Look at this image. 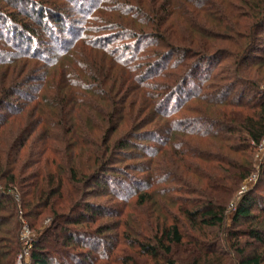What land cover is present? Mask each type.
Here are the masks:
<instances>
[{
	"label": "trees",
	"instance_id": "trees-1",
	"mask_svg": "<svg viewBox=\"0 0 264 264\" xmlns=\"http://www.w3.org/2000/svg\"><path fill=\"white\" fill-rule=\"evenodd\" d=\"M16 1L22 2L19 9H16ZM81 1L75 2L77 12L82 13L80 17L89 18L92 10L89 12V9H84ZM207 1L194 0L193 3H189V0H180L183 3L179 5L173 0H124L123 3L115 1L114 6L122 14L130 16L132 25H141L148 28V31L134 32L129 24L124 29L125 25L112 20L113 33L95 38H87L86 33L85 36L79 37L80 31L75 30L74 26L75 16L78 15L76 9L69 15L60 9L45 8L35 0H7L6 8L12 10L9 13L0 10V24L7 26L6 39L14 46V50H19L18 53H11L12 56L6 53L10 59L0 62V65L22 58L40 59L54 65L60 62L59 69L54 74L45 73L39 80L40 84L32 87L39 97L36 95L27 99L22 91H15L17 85L10 89L6 81L0 90V111L6 112V115H0L2 130L0 136L3 131L5 135L12 136V130L7 131V127L17 126L18 134L21 135L19 144L21 149L31 135L37 132L33 143L34 147L40 148L41 151L39 158L25 162V169L21 167L17 173L14 164L20 150H17L13 158L10 157L11 154L4 158L0 151V186L2 183L4 188L11 186L10 188H16L20 192V202L26 218L39 216L42 211L51 218L48 228L37 231L38 238L33 242L30 252V264L72 262L78 264L77 260L80 264L90 260L88 264L92 263L89 253L76 255V252L61 250L60 246L68 248L75 244L81 246L76 249L90 248L93 253L97 252L98 247H87L92 236L84 233L82 228L79 230L84 220L90 221L98 215L91 204L84 202L83 189L92 186L99 188L98 184H102V188H109L108 183L111 179L107 178V174L115 170L114 153L135 148H138L136 151L141 154L140 157L148 156V163L142 167L141 172L149 171L147 179L132 182L140 190L133 195L137 205L141 207L150 205L154 209L152 215L156 210V214L162 213L160 203L149 199L147 192L155 191L159 184L171 183L172 189H161V197H165L166 192H174L177 197L171 198L178 207L177 215L169 214L162 218L157 216L155 226L152 227L150 224L144 229L149 231V234L143 237L142 241L138 239L132 241L135 247L134 254L146 258L153 264H206L208 257L213 254L214 246L205 241V232L211 228H220L224 224L228 201L239 184L253 170L251 151L264 138V91L259 85L264 84V77L254 81L248 77L244 69L255 59L258 60L255 64L259 67L258 71L264 68V54L255 57L259 52L257 36L264 32V0H258V5L252 9V20L238 25L239 32L243 33V43L237 44L236 51H230L214 42L204 41L209 31L198 27L197 22L199 14L204 17L208 15L205 13L206 10L209 11L206 6H214L211 2L206 3ZM185 3L189 4L192 10H186ZM96 6L97 15L100 16L103 7ZM174 14L178 15L182 22H186L184 23L186 29L180 35L168 27H162L166 18ZM20 16L34 25L38 24L39 27L41 25L43 32L40 34L33 31L31 27L18 20ZM114 17L112 15V19ZM97 21L95 16L91 18L90 23ZM109 21L110 18L107 17L104 23L108 24ZM193 21H196V25L191 28ZM230 25H219V29L231 32ZM110 27L111 25L107 29ZM93 30L99 33L104 31L100 27ZM46 34L48 36L46 47L48 44L54 46L52 51L50 49L52 55L50 59L42 44L37 41V37L42 39ZM119 40H130L135 43V51L129 58L123 57L130 49L129 46L124 47L126 52L122 56L117 55L115 49H108L109 43ZM219 40L221 39H216L218 42ZM225 40L227 42L229 39ZM144 42H151L163 50L147 54L141 58L145 63L135 64L139 46ZM3 45H0V58L5 52L1 47H9L6 43ZM26 51L28 53L25 54ZM181 57H187L191 61L187 62ZM96 58L104 64L96 62ZM107 58L110 61L108 64ZM173 59L177 61L170 64ZM224 59L231 62L220 66L221 69L213 76L211 84L205 85L210 79L207 75L201 77L204 79L198 87V92L187 89L205 62L218 61L219 64ZM114 66L125 69L131 82H135L139 90L154 75L161 77L160 75H163L161 72L168 67L172 71L167 76V85L154 87V93L148 98L149 107L155 102L153 104L155 112L150 109L149 113H145L144 108L143 111L137 112L130 110L127 115L119 107L113 113L91 109L102 115L101 121L99 125L90 126L89 131L85 132L80 122L85 112L83 105H92L86 97H94V102L105 103L111 107L112 103H115L112 93L119 95V90L116 91L115 86L117 80H114V74L112 75ZM206 68L208 70L210 64H207ZM47 74L50 75L48 79ZM198 79L200 80V78L195 80ZM203 86L206 87L204 91ZM206 89L209 91L206 92ZM248 92H254L255 95L248 98ZM18 94L25 99L21 106L11 102ZM184 95L205 103V114L200 118L195 117L196 119H172L166 108L170 102L181 100ZM120 100L123 104L126 97L123 96ZM140 112L144 115L153 114V118H159L160 121L163 119L165 123L149 127L147 124L152 123L151 119L146 118V122L144 119L138 121ZM7 115L12 117L8 118ZM124 116H128V119H124ZM123 120L128 124L126 134L129 139L125 140L122 137L112 147L111 136ZM178 133L191 136L194 141H184L180 145L170 147L173 148L169 156L171 164L166 165L170 172L160 176L157 173L159 171L151 170L150 159L156 158L160 152L158 156L161 157L164 153L162 148L167 146L168 138ZM164 136H167L165 141L161 140ZM4 138L0 137V144ZM132 140H140L142 142L140 144L149 145L139 147ZM54 143L63 145V149L55 148ZM45 153L47 157L43 159ZM81 155L84 157L86 155L85 162L81 161ZM140 157L139 159L143 161V157ZM192 160L198 164L192 163ZM34 165L38 168L25 176L26 170ZM7 191L10 192V189ZM257 200L252 191L244 195L236 206L233 221L234 224L248 221L244 230L246 236L256 246L264 248V223L256 221L259 215L264 216V205L260 206ZM254 209L258 213L257 216L252 215ZM17 212L14 199L2 188L0 264H15V256L21 248L18 219L14 221L11 229L7 227L12 224L14 216L17 218ZM146 217L148 219L150 216ZM192 231L198 237H190L188 233ZM237 238L235 235L234 240ZM59 239H62L61 244ZM235 242L238 244V241ZM174 247L181 248L185 256H177L172 249ZM262 257L261 253H255L241 259L239 264H262ZM122 264L136 263L131 257ZM217 264H222V261L219 259Z\"/></svg>",
	"mask_w": 264,
	"mask_h": 264
},
{
	"label": "rangeland",
	"instance_id": "rangeland-1",
	"mask_svg": "<svg viewBox=\"0 0 264 264\" xmlns=\"http://www.w3.org/2000/svg\"><path fill=\"white\" fill-rule=\"evenodd\" d=\"M12 1V0H8ZM74 1V2H73ZM77 0H35V2L41 4V6L45 8H50L52 10L60 9L61 11L67 12L69 15H72V12H75L76 5L75 2ZM115 1H121L123 3L124 0H82L81 3L83 4L84 9H89V12H91V16L89 18H83L80 17L79 12L75 14V20L76 23L74 24L75 30L80 31V35L87 34V38H95V37H101L105 34L113 33L112 32V20L117 21L119 23H122L125 27L129 24L130 29H134V32L138 31H148V28L142 27L141 25H132L130 23V16H126L122 14L120 10L114 6ZM177 5L183 3L180 2V0H173ZM194 0H189V3H193ZM200 1V0H197ZM19 2V3H18ZM213 4L214 6L208 7L209 11L206 10L205 13H208L207 16L204 17V15L199 14L198 15V21L199 23L198 27L206 29L209 31V35H207L206 40L207 42H214L220 46H224L228 48L230 51H236L235 48L238 45L243 43L242 39V31H240L238 25H240L243 22H249L252 16V9L258 5V0H208L206 3ZM20 1H16V9H19ZM174 3V4H175ZM7 0H0V10H2L4 13H9L12 9L6 8ZM96 5L100 8L101 5L103 7V11L100 14V16L97 15V9ZM183 5V4H182ZM218 6V8H217ZM186 10L189 11L192 10V7L189 4L185 3ZM115 8V9H114ZM91 9V10H90ZM184 10V11H186ZM16 12V11H14ZM87 12V11H85ZM23 15V14H22ZM84 15V14H83ZM112 15H114V19H112ZM98 19L97 22L90 23L91 18L95 17ZM107 17L110 18V23L108 24L104 23V20L107 19ZM18 20L22 21L24 24L31 27V29L37 33H42V26H38V24H35L33 22H29L26 18L23 16H20ZM252 20V19H251ZM237 21L236 23H234ZM194 22V21H193ZM191 22V23H193ZM196 22V21H195ZM191 24V28L193 25H196V23ZM186 22H182L181 18L174 14L172 17H167L166 22L163 23L162 27H168L170 30H172L174 33L180 35L182 32L184 33V30L186 29L185 24ZM189 24V23H188ZM226 24H231V32L228 30H222L219 29V25L226 26ZM111 25L110 29H107L108 26ZM6 27L3 24H0V45L4 46L3 44H7L9 47H1L5 49V52H3V55H1L0 62L5 61L6 59H10L6 53L12 54L18 53L19 50H14V46L10 45L8 43V39H6ZM100 27L104 31L102 32H93L95 28ZM87 30V32H86ZM117 30V29H116ZM115 31V30H114ZM264 31V30H263ZM43 35V34H42ZM104 37V36H103ZM102 37V38H103ZM211 37V38H210ZM48 36L46 34L45 37L42 39H39L37 37V41L42 44V48L44 51H47L46 55L47 57L52 58L51 51L53 50L54 46L51 47V45L48 44ZM68 38V37H67ZM221 39L216 41V39ZM226 39H229L226 42ZM215 39V40H212ZM258 43L257 47L259 48V52L255 55V57H261L264 54V32L259 34L257 36ZM212 40V41H211ZM225 41V42H224ZM236 44V45H235ZM135 43L130 40H119L116 42H111L108 44V49H115V51L118 52L117 55H123L124 52H126L125 46H129V50L126 52L125 58H129L130 55L135 51L134 47ZM137 47V45H136ZM48 49V50H47ZM51 49V51H50ZM125 49V50H124ZM162 48H159L158 46H155L151 42H144L141 46H139V51L137 52L136 61L135 64H142L145 63L143 59H141L143 56L153 53L155 51H161ZM50 51V52H49ZM12 53V54H11ZM28 53V51L25 52V54ZM129 53V54H128ZM42 57H45V55H41ZM27 58V57H26ZM182 60H186L187 62L191 61L187 57H181ZM177 59H173L170 64L176 62ZM207 61V60H206ZM59 62V61H58ZM56 63L55 65L53 63H49L40 59H18L13 60V62H9L6 64L0 65V90L2 88L3 82L9 83L7 86L10 87V89L17 85L15 88L17 92L22 91L23 94H25L24 97L27 99H31L32 97H35L38 95L32 87L35 85H39V80L42 79L45 76V73L49 72L54 74L56 70L59 69V63ZM70 62V61H68ZM96 62H99L100 64H104L100 59L96 58ZM107 64L109 59L106 60ZM231 60L224 59L221 63L218 64V61L211 62L207 61L202 65V69L196 74V78H200V80L192 79L191 83L188 84L187 89H192L193 91H199L198 87L202 84L201 77H206L207 75L210 76V79L206 82V86L211 84L213 82L212 78L214 75L218 74L219 70L221 69V65L225 66V64H229ZM258 62L257 59L254 61H250L247 66H245L244 69L245 73L254 81H258V78L264 77V68H262L260 71L259 67L255 65ZM66 64V62H64ZM210 64V68L206 70V65ZM212 64V65H211ZM54 65V66H53ZM205 65V66H204ZM53 66V67H52ZM109 65H107L108 67ZM169 68V67H168ZM166 69L161 72L163 75L156 76L154 75L152 79L149 82H145L143 85V88H140V90L137 88V84L135 82H131V78L126 73V70L119 66H114L112 68V75L114 77V80H117V83H115L116 91L119 90V95H115L112 93V98L115 100V103H112V106L110 107L108 104L105 103H99L94 102V97L87 96V100L92 103V105L89 104L83 105V110L85 111L83 113V117L81 118V125L84 126V131H89L90 126L99 125L101 121L102 115L98 114V110L101 111H113L117 110L119 108H122V112L125 114H129L130 110L132 111H143L145 109V113H149L150 109H155V102L152 104V107H149L148 104V98L152 93H154V87H158V85H167V76L171 73V69ZM59 72V71H57ZM212 76V77H211ZM47 79L50 78V75L47 74ZM257 83V82H256ZM260 89L264 91V84H259ZM206 87L203 86V91ZM19 90V91H18ZM202 91V92H203ZM209 90L206 89V92ZM36 93V94H35ZM248 98L251 96H254V92H248L247 94ZM21 94H18L15 98L11 99V102H13L16 106H21L22 103L25 101V99L20 97ZM126 97V102L122 104L120 102L121 97ZM185 96V95H184ZM39 97V95H38ZM24 99V100H23ZM10 101V100H9ZM116 103H118V106H116ZM124 105V106H123ZM205 103L198 99H192L189 96L182 97L181 100H175L173 102H170L168 104V107L166 108L167 113H169V116L174 119H185V118H193L195 117H201L205 114ZM91 109L97 110V112L91 111ZM94 110V111H95ZM0 115H6V112L4 110L0 111ZM142 114L140 112L138 121L143 120L146 122V118H148L152 123L149 122L147 124L149 127L154 126V124L157 125H163L165 123L163 119L160 121L159 118H153L152 115ZM8 118L12 117L11 115H7ZM101 116V117H100ZM125 117V116H124ZM124 119H128V116ZM146 119V120H145ZM153 119V120H152ZM137 121V122H138ZM115 123V121H113ZM112 122V125H113ZM17 127V126H16ZM15 126H8L6 129L7 131L12 130V136L5 135V131L1 134L0 137H5L3 142L0 144V151L2 152V155L4 158L8 156V154H11L10 157H14L17 150H20L17 156V162L14 164V168L17 171L22 167L25 169V162L28 160H36V158H39V154L41 153L40 148H35L33 143V140L36 137V133L31 135V137L27 140L26 144L19 149L21 145V135L18 134L17 128ZM1 129V128H0ZM5 129V130H6ZM126 129H128V124L125 120L121 121L119 123L118 128L115 133L112 134L110 139V146L113 147L115 142L122 137L125 138V140L129 139L128 134H126ZM2 130H0L1 132ZM167 136H164L161 140L165 141L167 140ZM167 146H164L162 148V152H164L161 157L160 153L157 155L159 158H152L151 160V170H157L162 175H167L170 170L166 168V165L169 163L171 164V157L170 153H172V149L170 147L175 145H180L182 142L186 141H194L191 136L183 135V134H174L171 136V138H168ZM135 145L137 146H144L149 145L147 144H140L142 143L140 140H132ZM154 145V144H153ZM152 145V146H153ZM55 148L57 149H63V145H60L58 143H54ZM138 148L135 149H129V150H121L120 153L116 152L114 153L113 157L116 161V164L114 166V171H110L108 175V179L110 181V185H108L109 188H102V184L99 188L92 186L87 189H83V193L85 195V201L86 203L91 204L98 215H95L94 218H92L90 221L84 220L83 224L79 226V230L84 231V233H89L92 237L89 238L90 245L87 247H98V250L96 253H93L90 251V248L87 250L86 248H80L76 249L77 246L75 244H71L68 248H61L63 251H69L76 252V255H79L77 253H89L91 255V259L93 260L90 264H122L126 262L127 259L133 257L136 264H153L151 261H147L146 258L137 257L135 253V247L132 244L133 240H143V237L148 236V232L145 231L150 224H152V227L156 224V217L160 216L162 218L165 215H177L176 209L177 204L173 203V199L171 197H177L174 195V192L165 193V197H161V189H172V184H159L157 186V189L148 191L147 195L148 198L160 203V206L162 208V213L152 215V209L150 205L148 206H138L136 202V198H134V194L140 191L139 189L134 186V183L136 181L143 180L144 178L147 179V175L149 176L148 172H141L142 167L148 163V156H141L143 157V161L139 159L140 153L137 152ZM115 150V148L113 149ZM76 154V152H74ZM32 158H30V156ZM47 157V153L43 155V159ZM86 157V155H85ZM81 155V161H86L87 158ZM140 157V158H141ZM142 161V162H141ZM192 163H196L193 162ZM251 162H252V172L251 174L242 181L238 188L233 193L232 197L228 201V204L226 206L225 211V221L222 227L220 228H211L209 230H206L205 235L206 239L205 241L209 242L214 246V252L211 256L208 257L206 264H217L219 259L222 261V264H239L241 259L244 257H248L255 253H261L263 255L262 260L264 264V248L260 246H256L254 242H252L244 232L246 225L248 221H239L237 224H234V212L236 209V206L240 199L250 193L251 191L255 194V197L258 199L257 202H259L260 206L264 205V138L262 139L261 143L254 147V149L251 151ZM198 164V163H196ZM167 165V166H169ZM145 167V166H144ZM38 168L37 165L32 166L29 170H26L25 176L28 173H31L35 171ZM171 168V167H170ZM136 180V181H135ZM132 182H134L132 184ZM140 183V182H139ZM3 187L2 183L0 186V190L5 189L6 192L14 199L16 205H17V218L14 216L12 218V221L10 225L7 227L11 229L14 225V221L18 219L20 229H22L23 223H25L30 231L31 239L34 241L37 240L38 234L37 231H42L49 227L51 223V218L47 217L45 211L40 212L39 216H33L30 218H26L24 216L23 208L20 202V192L14 188ZM10 189V192L7 190ZM155 189V188H154ZM81 195L78 197L80 198ZM160 193V195L158 194ZM178 195V194H177ZM167 198V199H165ZM164 209V210H163ZM166 213V214H165ZM150 216L148 219L146 216ZM252 215L257 216L258 213L254 209L252 210ZM256 221H261L264 223V216H260L259 218H256ZM169 222V221H168ZM168 224V223H167ZM264 229V228H263ZM56 232V231H54ZM190 237H195L197 235L194 234V232L188 233ZM237 235V240H234V236ZM198 237V236H197ZM196 238V237H195ZM33 241V242H34ZM59 243H62V239L58 240ZM235 241H238V244H236ZM20 243V242H19ZM173 251L177 256H185L183 254V251L181 248H172ZM32 250V249H31ZM241 251L243 252L241 254ZM18 254V253H17ZM16 254V256H17ZM75 254L73 256H75ZM16 256H15V264L16 263ZM27 261V260H26ZM78 264H80L79 260H77ZM91 261V260H90ZM90 261L86 262L85 264H88ZM147 261V262H146ZM24 264V263H22ZM27 264H30V261L27 262ZM72 264H74L72 262Z\"/></svg>",
	"mask_w": 264,
	"mask_h": 264
},
{
	"label": "built area",
	"instance_id": "built-area-1",
	"mask_svg": "<svg viewBox=\"0 0 264 264\" xmlns=\"http://www.w3.org/2000/svg\"><path fill=\"white\" fill-rule=\"evenodd\" d=\"M33 241L34 240L31 239V234L27 225L23 223L22 229H20L19 232V242L21 248L16 256L17 264H22V263L27 264V262L30 261V252L32 249Z\"/></svg>",
	"mask_w": 264,
	"mask_h": 264
}]
</instances>
